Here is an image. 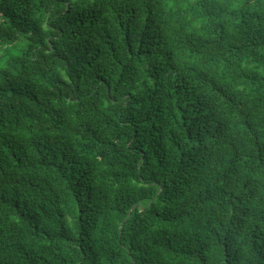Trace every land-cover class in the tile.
Returning a JSON list of instances; mask_svg holds the SVG:
<instances>
[{"label":"trees","instance_id":"trees-1","mask_svg":"<svg viewBox=\"0 0 264 264\" xmlns=\"http://www.w3.org/2000/svg\"><path fill=\"white\" fill-rule=\"evenodd\" d=\"M0 264H264V0H0Z\"/></svg>","mask_w":264,"mask_h":264}]
</instances>
